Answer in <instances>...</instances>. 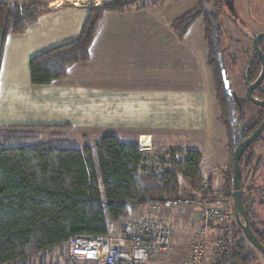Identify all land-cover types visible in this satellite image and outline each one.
Listing matches in <instances>:
<instances>
[{
	"label": "crops",
	"instance_id": "1",
	"mask_svg": "<svg viewBox=\"0 0 264 264\" xmlns=\"http://www.w3.org/2000/svg\"><path fill=\"white\" fill-rule=\"evenodd\" d=\"M8 1L19 6L39 3L47 10L22 34H10L5 41L0 126L72 127L84 125L81 119L95 126L92 122L101 121L99 126L115 128L106 133L151 154L177 147L201 152L202 177L212 186L218 173L228 171L230 152L219 120L205 23L198 20L182 38L173 28L197 7V0H150L142 8L107 13L89 60L73 65L65 79L43 86L31 84V59L77 39L91 8L113 0ZM82 109L86 111L79 118L76 111ZM154 205H131L128 214L139 218L155 213ZM160 215L174 226L195 225L192 210L173 216L163 207ZM184 238L191 244L189 235L173 237V254Z\"/></svg>",
	"mask_w": 264,
	"mask_h": 264
},
{
	"label": "trees",
	"instance_id": "2",
	"mask_svg": "<svg viewBox=\"0 0 264 264\" xmlns=\"http://www.w3.org/2000/svg\"><path fill=\"white\" fill-rule=\"evenodd\" d=\"M150 0H113L92 7L80 36L53 47L31 59L30 81L35 86L50 85L66 78L75 64L89 60V51L105 15L142 8ZM163 1V0H155ZM224 0H197V7L174 22L180 38L200 19L205 23L209 64L214 71L217 92L222 65L219 17ZM212 7L213 11L208 8ZM47 8L39 3L12 5L0 0V63L5 41L10 34H22ZM264 51V49H263ZM222 105V120L231 133L230 109ZM66 126H0V264H35L44 255L62 248L79 235H106L110 221L125 218L131 205H164L170 200L197 198L201 193L202 154L177 147L163 154L142 151L138 144L122 141L116 133H106L95 146L80 147L66 136ZM232 156L234 147L228 141ZM243 160L253 166L249 149ZM258 168V163L254 170ZM226 189L233 190V168L225 173ZM211 192V188L209 189ZM233 199V193L229 195ZM250 226L264 245V228L257 227L253 196L243 194ZM264 205V203H261ZM237 221L225 231L227 251L219 264H255V249L243 237ZM249 243V244H248ZM78 264V261H72Z\"/></svg>",
	"mask_w": 264,
	"mask_h": 264
},
{
	"label": "built area",
	"instance_id": "3",
	"mask_svg": "<svg viewBox=\"0 0 264 264\" xmlns=\"http://www.w3.org/2000/svg\"><path fill=\"white\" fill-rule=\"evenodd\" d=\"M201 181L203 191L194 192L197 200H170L163 206L154 205L155 213H144L139 218L130 213L125 218L110 221L106 235L69 238L63 245L67 258L90 264H155L174 253L172 240L177 234L191 238L189 256L181 264H219L228 248L225 231L231 222H236L233 201H227L233 190L224 191L226 181L221 173L217 174L214 186L207 177H202ZM216 196L218 200H211ZM163 207L173 216L192 210L194 227L170 224L160 215Z\"/></svg>",
	"mask_w": 264,
	"mask_h": 264
},
{
	"label": "rangeland",
	"instance_id": "4",
	"mask_svg": "<svg viewBox=\"0 0 264 264\" xmlns=\"http://www.w3.org/2000/svg\"><path fill=\"white\" fill-rule=\"evenodd\" d=\"M209 11H213L212 7L208 8ZM219 27L221 29V44H223V59L224 67L227 72V77L233 84V88L239 90L242 85L241 74L249 59L254 55L252 48V38L259 33L264 32V0H224L222 7V14L219 17ZM243 90L242 88L240 91ZM215 92V87H214ZM242 94V93H240ZM216 96V95H215ZM253 107L249 108V111H253ZM85 109L76 111L79 118L84 117L82 113H85ZM97 115V114H96ZM95 115V117H97ZM250 116V113H248ZM79 122V121H78ZM84 125L72 126L66 133V136L77 142L80 147L95 146L96 143L106 134V132L114 130L115 128L107 126H99V122L95 123V126H90L89 121H80ZM98 125V126H97ZM264 140V134H263ZM257 142L254 145V151L258 157L264 161V141ZM167 151L156 152L155 154H163ZM232 156L230 155L228 167L231 166ZM225 173L222 175L224 176ZM247 170H243V177L246 178ZM257 179L254 182L255 188H261L264 186V168L259 175H256ZM226 183L227 179L224 178ZM181 185L194 194L195 191H191L188 186V182L181 178ZM224 191H232L226 189ZM197 193V192H195ZM243 194L246 195L245 189ZM195 195V194H194ZM216 195V194H214ZM231 195V194H229ZM228 195L227 201L232 202V198ZM205 196V195H204ZM256 204L253 206L254 214L257 216V227L262 229L264 223V190H260L253 195ZM198 199V198H197ZM211 200H218V196L211 198ZM234 223V222H231ZM230 223V224H231ZM244 237V235H243ZM246 239V238H245ZM249 244V243H248ZM252 247L251 244H249ZM212 246V245H211ZM190 240L184 238L177 242V249L175 254L170 257H165L161 260L160 264H181L182 261L189 256ZM253 248V247H252ZM258 260L255 264H264V256L255 250ZM45 262L47 264H75L70 261L64 251V247L56 248L52 252L44 255ZM42 260L37 259L35 264H42ZM78 264H90L86 262H79Z\"/></svg>",
	"mask_w": 264,
	"mask_h": 264
},
{
	"label": "flooded vegetation",
	"instance_id": "5",
	"mask_svg": "<svg viewBox=\"0 0 264 264\" xmlns=\"http://www.w3.org/2000/svg\"><path fill=\"white\" fill-rule=\"evenodd\" d=\"M264 33V32H263ZM261 34V33H259ZM258 34V35H259ZM257 36V35H256ZM255 36V37H256ZM252 38V48L254 51V55L249 59L246 66L242 72V85L241 88L243 90L240 91L233 88V84L230 79L227 77V72L224 67V59L222 57H218L219 63L222 65V70L220 71L218 77L220 79V90L217 92V84L215 83V93L216 98L220 108V123L225 129L227 141L231 140L232 145L234 147L232 153V163L231 166L234 169V152L236 149L246 141L255 131L262 125L264 122V106L254 104L248 97L249 88L256 83V81L260 78L263 71V63L258 54L254 49V43ZM223 45V44H222ZM223 47V46H222ZM259 47L264 54V40L259 42ZM242 93V94H240ZM218 96L221 98H225L227 101V106L230 109V118L229 124L231 126V133H229L227 126L223 123L222 120V105ZM251 96L258 101L264 102V78L262 82L253 89L251 92ZM253 107V111H249V108ZM250 113V116L248 115ZM264 131L258 136V138L249 146V148L243 154V157L240 161V179H241V187L242 190L245 189V193H250L252 196L256 194V192L260 190H264V186L261 188H255L254 182L256 181V175H259L262 172V168H264V161H262L261 157H258L254 151V145L257 142L263 140ZM264 141V140H263ZM252 149L255 156V161L253 166L247 167V162L243 160L246 152ZM258 163V168L254 170L255 165ZM230 166V167H231ZM229 167V168H230ZM228 168V169H229ZM243 170H247L246 178L243 177ZM262 228H264V223ZM256 250V249H255Z\"/></svg>",
	"mask_w": 264,
	"mask_h": 264
},
{
	"label": "water",
	"instance_id": "6",
	"mask_svg": "<svg viewBox=\"0 0 264 264\" xmlns=\"http://www.w3.org/2000/svg\"><path fill=\"white\" fill-rule=\"evenodd\" d=\"M264 40V33L257 35L254 40V49L263 63V71L260 78L254 83L248 92L249 99L257 105L264 106V102L258 101L251 96V92L257 87L264 78V54L259 47V42ZM264 131V122L262 125L252 134L246 141H244L234 152V169H233V208L236 221L242 225V231L246 240L252 245L254 249L260 252L264 256V245L255 236L249 221L248 212L244 206L243 190L241 187L240 179V161L245 151L249 146L258 138V136Z\"/></svg>",
	"mask_w": 264,
	"mask_h": 264
}]
</instances>
